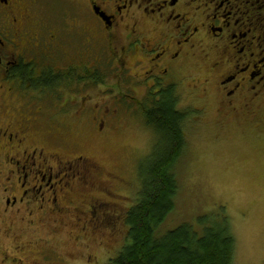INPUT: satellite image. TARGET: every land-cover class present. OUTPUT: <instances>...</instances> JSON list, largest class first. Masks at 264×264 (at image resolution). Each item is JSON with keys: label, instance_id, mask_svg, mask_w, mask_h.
I'll list each match as a JSON object with an SVG mask.
<instances>
[{"label": "flooded vegetation", "instance_id": "1", "mask_svg": "<svg viewBox=\"0 0 264 264\" xmlns=\"http://www.w3.org/2000/svg\"><path fill=\"white\" fill-rule=\"evenodd\" d=\"M88 9L81 20L95 24L76 29L82 39L70 44L61 30L40 17L39 0H0V231L3 225L7 230L21 228L19 223L39 211H46L44 215L72 211L73 179L81 174L86 179L95 162L81 155L62 160V151L47 142H66L64 130L58 129L57 136L42 133L61 118L64 121L63 108L73 98H61L60 90L105 87L103 73L108 70L116 72L107 87L118 90L115 96L123 101L144 103L171 91L175 101L181 102L182 87L202 85L207 97L214 85L213 92L221 96L216 111H223L218 124L246 116L254 118L257 129L264 128V113L256 114L259 107L264 111V0H89ZM95 32L102 35L91 37ZM101 39L110 47L112 56L107 60H102L101 48L94 50ZM115 39L127 41L121 46L123 55L114 50ZM87 43L92 46L88 54ZM110 59L112 67L107 65ZM125 80L133 93L119 91ZM97 97L102 100L101 95ZM93 99L85 94L80 101ZM44 100L52 104L51 109L58 102L50 124L42 119ZM96 104L102 106L99 101ZM99 202L90 206L82 200L75 208L90 215L95 225L92 219ZM30 253L29 249L23 258L12 259L0 250V262L4 257L12 264L23 259L38 263Z\"/></svg>", "mask_w": 264, "mask_h": 264}, {"label": "rangeland", "instance_id": "2", "mask_svg": "<svg viewBox=\"0 0 264 264\" xmlns=\"http://www.w3.org/2000/svg\"><path fill=\"white\" fill-rule=\"evenodd\" d=\"M39 2L43 7V13L39 15L44 18L45 24L56 31L61 30L59 33L68 37L70 44L82 39L81 31L77 33L78 28L84 24H95L89 22L90 19L86 23L81 20L87 15L86 9L89 11V0ZM76 18L78 23L74 21ZM95 33L91 37L102 35ZM107 43L101 39L94 48H101L102 60L112 56ZM126 43L125 40L115 39L112 46L123 55L121 46ZM86 50L87 54L92 50L91 44L87 43ZM112 60L108 61V67H112ZM107 72L103 73V78H107L105 87L87 86L86 90L82 88L79 91L71 86L59 91L61 98L73 99L67 100L63 108L66 109L64 121L61 118L42 135L57 136L54 133L58 129L62 133L64 130L66 142L49 140L50 148L62 151L60 155L64 161L81 155L94 161L95 166H92L93 171L86 179L85 174L73 179L76 182L72 194L74 203L70 213L61 215L63 220L57 214L44 215L46 211H39L35 217L19 223L21 228L7 230V226H2L0 250L3 253H9L12 259L15 256L23 258L30 249V257L39 260L34 263L23 259L17 264H108L127 240L128 225L124 224L125 217L120 213L126 212L135 202L141 189L143 162L154 152L157 134L144 124L142 111L134 112V103L129 105L115 96L118 90L112 91L107 87L114 82L116 70L113 74L109 70ZM121 85V93H133L128 80ZM211 86V94L207 97L203 96L202 85L198 88L182 87L180 107L189 113L184 126L185 148L173 170L177 184L173 209L156 232L160 238L183 223H190L197 226L195 230L200 234L203 226L198 224L199 219L214 216L227 222L234 238L232 264H264V128L257 129L254 118L246 116L218 124L216 120L223 111L218 114L215 104L221 96L213 92L214 85ZM85 94L95 99L81 103L80 98ZM143 94L140 90L138 96L141 98ZM99 95L102 100L97 97ZM134 95L137 96L136 92ZM96 101L102 106L99 107ZM50 105L46 100L40 105L44 111L42 119L48 124L51 115H57L58 111V102L54 109ZM207 105L211 107L208 109ZM262 113L264 111L259 107L256 114ZM226 117L231 119L228 114ZM237 121L244 124L236 126L234 123ZM57 124L60 125L52 130ZM165 146L162 142V147ZM82 200L89 201L90 206L96 200L99 203L111 201L117 210L113 206L101 205L92 219L96 221L94 225L89 215L75 208L82 204ZM64 205L67 208V204ZM32 219L35 222H31ZM26 245L29 248L25 249ZM0 264H12V261L3 257Z\"/></svg>", "mask_w": 264, "mask_h": 264}, {"label": "trees", "instance_id": "3", "mask_svg": "<svg viewBox=\"0 0 264 264\" xmlns=\"http://www.w3.org/2000/svg\"><path fill=\"white\" fill-rule=\"evenodd\" d=\"M133 108L136 114L142 111L144 124L157 134V145L143 162L141 189L135 202L126 212L120 213L125 217L124 224L128 225L127 240L108 264H232L235 243L223 219L200 218L198 224L204 229L200 234L195 224L183 223L178 229L158 237L156 229L174 206L177 184L173 170L184 153V126L189 113L181 110L180 101H175L171 91L158 99L135 102ZM101 205L116 209L113 202L106 201L100 203L96 211ZM56 214L58 218L64 215L62 212Z\"/></svg>", "mask_w": 264, "mask_h": 264}, {"label": "water", "instance_id": "4", "mask_svg": "<svg viewBox=\"0 0 264 264\" xmlns=\"http://www.w3.org/2000/svg\"><path fill=\"white\" fill-rule=\"evenodd\" d=\"M103 16V15H102ZM105 19H107L105 16H103Z\"/></svg>", "mask_w": 264, "mask_h": 264}]
</instances>
